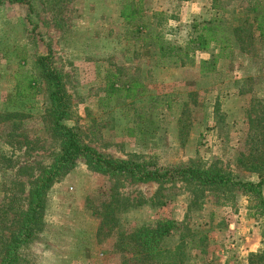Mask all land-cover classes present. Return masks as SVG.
<instances>
[{
	"label": "rangeland",
	"instance_id": "374dc122",
	"mask_svg": "<svg viewBox=\"0 0 264 264\" xmlns=\"http://www.w3.org/2000/svg\"><path fill=\"white\" fill-rule=\"evenodd\" d=\"M30 2L0 4V245L60 144L36 66L49 51L70 97L65 123L95 149L161 167L216 165L242 180L264 177V38L253 11L264 0ZM127 6L140 9L136 20L121 16ZM206 22L230 36L231 56L217 57L213 44L161 57L162 45L185 47ZM164 219L198 234L187 264H250V254L264 251V204L237 189L135 181L80 161L49 190L43 227L23 246L21 264H138L127 240ZM177 241L178 233L166 245Z\"/></svg>",
	"mask_w": 264,
	"mask_h": 264
},
{
	"label": "trees",
	"instance_id": "16d2710c",
	"mask_svg": "<svg viewBox=\"0 0 264 264\" xmlns=\"http://www.w3.org/2000/svg\"><path fill=\"white\" fill-rule=\"evenodd\" d=\"M30 4L31 0H0L4 2ZM255 12V28L264 38V3L258 2ZM140 9L127 6L121 16L127 21L136 20ZM212 22V21H211ZM206 22L195 25V34L188 40L185 47L167 44L160 47L161 57L179 56L188 51H208L213 44L219 47L218 56L229 57L232 54L230 36L224 35L220 24ZM209 24V25H208ZM235 28L234 31H239ZM168 55V56H167ZM176 62L178 59L175 60ZM40 75L49 88L51 100V115L53 133L59 139V147L54 152L52 160L31 183L28 206L20 219L18 226L0 245V264H21L22 248L31 243L42 229L47 207L49 190L63 176L69 173L82 161L92 171L110 176H122L141 182H156L160 184L180 181L193 184L197 188L207 189H237L251 196L257 204H264V177L258 181L242 180L235 174L225 171L216 165L200 167L184 165L179 167H161L148 162H138L131 159L116 158L90 146L82 139L74 126L65 123L71 116L70 97L66 89L63 73L55 66L51 51L41 54L36 60ZM36 79L31 77L28 88L35 90ZM138 83L129 86L137 92ZM112 84V90H115ZM178 233V241L174 246H167L166 240ZM198 235L183 222L174 219L160 220L156 225H144L133 231L127 240L126 248L133 252L138 264H187L190 256L188 248L191 244L199 246L192 237ZM201 235L199 241H203ZM202 248L203 245H201ZM204 250V249H201ZM189 254V255H188ZM264 251L250 254V264H263ZM134 258V259H135Z\"/></svg>",
	"mask_w": 264,
	"mask_h": 264
}]
</instances>
